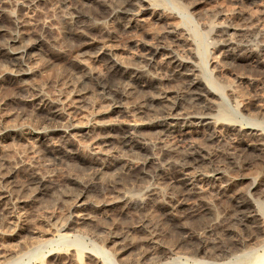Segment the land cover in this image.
<instances>
[{"label":"rangeland","instance_id":"1","mask_svg":"<svg viewBox=\"0 0 264 264\" xmlns=\"http://www.w3.org/2000/svg\"><path fill=\"white\" fill-rule=\"evenodd\" d=\"M114 1L107 0V4ZM150 3L153 9L149 12L143 13L137 9L133 15H130L129 22L132 23V27L129 28L124 26L127 20L121 22L114 16L107 15L106 18L99 19V21H107L109 26L114 28L113 30L110 29L116 34V38L111 43V54L96 57L95 47L91 45L81 46L80 43V47L77 45L78 41L75 39L77 35L71 31V18L68 14V8L73 5L71 0L65 2L64 0H0V10L4 6L8 8L0 24L7 25L8 27H5L12 33L23 31L25 36L20 38V42L18 40L16 45L25 43V41H31L30 43L41 41V44H36L34 50L32 49L34 56L30 61V66L37 68V71L32 76L33 78L24 80L27 83L24 82L23 85L20 84L23 82L22 80L9 79L8 71L11 63H8L6 59L0 60L2 61L0 62V130L2 132L4 129L11 128L0 135V171L5 172L7 169L9 171L14 167L19 169L14 177H9L6 181H1L0 177V191L6 194L9 192L8 197L3 199L1 206H5L7 211L5 212V219L0 220V264H61L69 259H71L70 264H95L97 259L101 261V264L102 262L104 264H256V262H250L253 260V256L264 251V191H262L264 190V159L241 151V148L236 145L238 135L235 130L231 129V126L236 125L264 131V66L254 68L248 61L235 65L229 63L230 61L226 60L225 56L229 52H234L233 48H235L225 45L227 36H232L234 43L238 44L235 50L241 54L250 49L264 48V0H150ZM172 13L176 18V21L173 20L175 24L172 23L173 21L167 20L169 14ZM12 16L18 17L15 26L11 24ZM174 25L177 27L174 29L176 32H169ZM210 25L226 26L227 33L225 31V34L228 35L213 30L214 28ZM93 30L97 31V28ZM146 42L162 43V45L169 47L170 50L168 51H172L176 57L191 60L195 65L197 64L205 85L209 86L213 81L221 86L220 89L216 90L217 101L213 112L218 122L216 139L207 138L208 131L203 125L190 124L184 128L181 127L182 132L179 131L180 133L176 132L177 134L168 136L163 135L158 130L156 131L154 127L146 126L144 131L142 130L143 136L145 135V140L153 150L151 151L158 160L160 159L165 170L163 169L160 174L150 173V175L141 178H136L135 174L132 173L133 176L126 175L125 178L119 169V165L121 167L125 162L135 163L134 166L137 165L150 155V149L139 152L133 151L123 146L121 141L116 139L117 134L114 133L113 138H111L114 143L110 139L106 145L105 143L100 144V147L98 144L95 145L90 138H83L82 140L81 137L75 136L74 149L80 150L81 153L78 154L80 156H77L76 160L61 161L43 150L38 143H35L36 140L29 138L27 131L37 125L39 114L34 112L35 101L24 102L23 99L25 96L36 93L37 90H41L47 97L61 98L62 102L65 103L63 105H66L65 107L68 109L69 117L71 119L73 117L75 122H81L84 125L96 124V121H98L97 123L114 121L116 117L131 122L140 119L138 116L140 117L142 114H137V116L119 114L118 109L115 110L112 107L114 102L125 104L124 108L129 106L127 109H133L134 114L135 110H142L143 107L146 109L155 105L151 104V97L159 101L162 95H168L174 99L184 95L187 89L184 87L183 80L171 76V66L168 59L165 58L167 50L159 53L154 61H148L141 54L143 52L142 46L147 44ZM112 57L119 58L131 66L144 68L153 78V86L151 85V88L147 90L149 92L138 91L136 93V90L135 92L130 89L122 98L100 89L98 93L88 91L87 96H82L84 98L80 96L82 100L77 99L80 97L76 95L75 90L79 87L77 85L81 79L79 76L82 77L86 72L84 65L86 64L95 72H102L101 74L104 75L109 72L108 61ZM110 81L113 82L114 79ZM38 87L40 89H37ZM74 103L79 104L78 106H76L77 104L72 105ZM82 103L84 104L82 105ZM176 104L178 110L185 109V106L180 102ZM70 106H73V109ZM144 108L143 110H145ZM186 109L192 110L191 107H186ZM142 119L146 120L147 116L143 115ZM191 142L206 146L208 152L214 154H212L214 161L210 169H213L215 165H222L225 173L223 172L220 180L230 182L231 190L248 193L249 190L246 187H248L249 177H254L259 184L260 190L249 192L254 198V204L257 205L261 216H259L260 231L251 232L254 233L252 237L249 236L252 235L250 232L243 230L242 226H238L239 223L235 224L236 220L233 219L235 211L232 212L234 209L230 199L228 200V197L220 196L212 190L214 188H212L211 181L200 182L206 190L204 194L189 198L182 195V192L172 184L177 178L180 167L181 157L179 156L183 151L191 150ZM93 148L103 152L102 160L108 162L105 168L101 169L92 164L89 166L90 168L88 167L89 164L85 158L91 157ZM167 148L171 149L168 150ZM236 153L240 154L241 158ZM243 153L249 156L246 157L242 155ZM71 162L73 163L71 164ZM164 164H168L169 169ZM32 168L40 169V172L48 175L49 186L47 185L43 192L41 190L37 198H35L36 196L30 198L27 195L24 200H16L14 196H10L11 190L17 195L16 189L12 188V185L14 182H16L14 184L24 183ZM190 170L196 172L199 169L191 167ZM72 177H77L82 181L95 180L93 179L95 177L96 180L97 178L100 180L99 184L93 186V189L86 194L85 200L88 201L86 200L82 206H77L81 202L77 203L76 195H74L78 193V189L74 191L77 186L73 183ZM102 177L104 178L102 179ZM111 180L116 182V187L109 185ZM232 186L233 188H231ZM65 191H68V194ZM119 192L126 193L127 198L117 195ZM54 193L56 194L54 195ZM116 196L118 198L117 203H111L110 200ZM128 197H134L135 199L132 200L135 202L129 203ZM138 199H141L142 203H136ZM64 220L66 221L64 222ZM232 220H234V224L228 223L233 222ZM231 224L233 227L238 226L239 229L238 227L233 228ZM182 227L193 232V237H195H192L191 243L183 240L186 234ZM237 230L240 234L237 233ZM236 236H240V239H247L245 247L238 249L239 240ZM203 237L210 242L208 245L211 250L207 246L208 249L201 247L203 251L197 252L199 246L197 242L200 243ZM50 241H53L52 244H49ZM46 242H48L47 245ZM192 242L193 245L190 246ZM213 243L215 246L217 245L214 248ZM219 249L227 250V252L221 257L217 255L220 252ZM90 251L99 258L87 255ZM210 251L216 252L218 257H209L205 254V252ZM162 254L167 255V258L160 257ZM53 255H57V259ZM60 257L62 258L60 259Z\"/></svg>","mask_w":264,"mask_h":264},{"label":"bare ground","instance_id":"2","mask_svg":"<svg viewBox=\"0 0 264 264\" xmlns=\"http://www.w3.org/2000/svg\"><path fill=\"white\" fill-rule=\"evenodd\" d=\"M68 1V0H64ZM72 1V6L68 11V14L70 15L69 18H71V31L72 33L76 34L77 37L75 39H77L78 44L79 43L82 45H91L92 47L96 48V57H99L100 55H104V54H111V43L115 40L116 38V34H114L112 32V29L109 26V23H107V21H99V19L101 18H106L107 15L110 16H114L115 19L121 20V22H125V20H127V22L124 23L125 28H129L131 26V22H129L130 20V15L134 14V11L137 9H140L141 12L146 13L149 12L151 9H153L152 4L150 3V0H115L113 3L111 4H107V0H71ZM249 1H255V0H249ZM110 2V1H108ZM161 2V1H160ZM107 4V5H106ZM194 6V5H193ZM192 7V6H191ZM172 9V8H171ZM195 9V8H194ZM213 9V8H212ZM156 10V8H155ZM8 8L7 6H4V8L2 10H0V22L1 20H3V15L5 13H7ZM169 12V11H168ZM212 12V11H211ZM217 12V11H216ZM165 13V12H164ZM65 15V14H64ZM231 15V14H230ZM68 16V15H67ZM109 16V17H110ZM254 16V15H253ZM130 17V18H129ZM156 17V16H155ZM18 18V17H17ZM17 18L16 16H12L11 17V21H12V25H16L17 24ZM112 18V17H111ZM129 18V19H128ZM160 17L158 16V19ZM230 18V17H229ZM240 18V17H239ZM175 18V15L169 14V16L167 17L168 21H173ZM178 19V18H177ZM234 19V18H233ZM117 20V21H118ZM20 21V20H19ZM228 21V20H227ZM231 21V20H230ZM229 21V22H230ZM233 21V20H232ZM238 21V20H237ZM68 22V21H67ZM171 22H169V24H171ZM21 23V22H20ZM173 24H175V22H172ZM205 23V22H204ZM240 23V22H239ZM245 23V22H244ZM123 24V23H121ZM157 24V23H156ZM171 24V25H173ZM177 24V23H176ZM203 24V23H202ZM216 24V23H215ZM11 25V27H12ZM19 25V24H18ZM22 25V23H21ZM136 25V24H135ZM242 25V24H240ZM7 26V25H5ZM3 26V24H0V60L2 59H6L8 60V63L10 62L11 65L9 67V71H8V76L9 79L11 78L12 80L14 79H18L19 81L22 80L23 82H21L20 84L24 83V80H28L30 77H32L35 72L37 71V68H34L32 66H30V61L33 59L34 56V51H32V49L36 46V44H41V41H34L33 43H29L27 41H25V43L23 41V39H21V43L22 44H17L16 43L20 42V38L25 37L24 34L22 33L23 31H20V33L16 32V33H12L9 31V29L7 27ZM68 26V25H67ZM114 26V25H113ZM119 26V25H118ZM211 26V25H210ZM20 27V26H19ZM117 27V26H116ZM132 27V26H131ZM212 28H214L213 30L216 31H221L222 33L225 34L226 31V26L224 25H212ZM235 27V24H234ZM10 28V26H9ZM13 28V27H12ZM97 28V31L93 30ZM112 30H111V29ZM150 28V27H149ZM172 28V27H171ZM170 28V29H171ZM211 28V29H212ZM240 28V27H239ZM14 29V28H13ZM22 30H24L21 27ZM70 29V28H69ZM174 29H177V27L174 25L173 29H171L172 33H175L176 31ZM207 29V28H206ZM20 30V29H19ZM234 30V29H233ZM248 30V29H247ZM14 31V30H13ZM244 31V30H243ZM242 31V32H243ZM25 32V31H24ZM31 33V32H30ZM221 33V34H222ZM227 33V31H226ZM180 34V33H179ZM219 34V33H218ZM247 34V33H246ZM181 35V34H180ZM226 35V34H225ZM228 35V34H227ZM226 35V36H227ZM232 35V34H231ZM220 36V35H219ZM245 36V35H244ZM7 37V39H5ZM239 37V36H238ZM29 38V37H28ZM74 38V37H73ZM223 38V37H222ZM27 40V38H25ZM32 39V38H31ZM178 39V38H177ZM243 39V38H242ZM36 40V39H35ZM220 40V39H219ZM182 41V39H181ZM27 42V43H26ZM61 42V41H60ZM74 42V41H73ZM190 42V41H189ZM143 45V52L142 57L148 61H154L155 57L159 54L162 53L163 51H166V57L168 59V62L170 63L171 66V76L180 78L183 80L184 82V87H186L187 91H185V94L180 96V98H171L168 95H162V97L160 98V100H156V98L151 97L150 101L151 104H155V105H151L148 108H144L145 110H135L134 114H133V109L132 110H128L127 108H129V106H127V108H124V105L120 102H114L112 107L116 109H118V113L122 114L124 116H137V114H142L140 115V117L138 116V121L135 122H131V121H125L118 119L117 117L115 118L116 120L114 121H106V122H102V123H97L98 121H96V124H90V125H84L81 122H75L73 117L72 119L69 117V113L67 112V108L63 105L64 102H62L61 98H50L49 96L47 97L44 93H42L41 90H37L40 89L39 87L36 89V93L32 94L31 96H25L23 94L24 102H29V100L32 102L35 101V109L34 112L39 114V119L37 121V125L34 126V128H31L30 131H27V135H29L30 139L36 140L35 143H38V145L40 147L43 148V150H45L47 153H49L50 155H52L54 158L58 159V160H67L70 159L71 160H76L77 156H80L78 154H80V150L78 148H76V150L74 149V137L78 136L81 137L82 140L83 138H90L91 141H93V143L96 145L98 144V146L101 144L106 145V142H109V140L112 137V135L117 134L116 135V139L121 141V144L125 147H128L129 149L133 150V151H146L147 149H150V151L152 150V148L148 145V142L145 140L142 130L144 131V128H146V126H151L154 127V129H156V131L158 130L159 132H161L163 135H170V134H177L180 133L179 131L182 132L181 127L184 128L190 124H196V125H203L205 127V129L208 131L207 133V138L208 139H216L217 137V128H218V122L215 119L213 112L215 111L216 108V98H217V89H220V85H218L217 83H214L213 81L211 82V85H205V83H203V80L200 76V72L199 69L197 68V64L195 65L191 60H183L180 59L178 57H176L172 51H168L170 50L169 47H166L164 45H162V43H148ZM188 44V43H187ZM222 45V44H221ZM225 45L226 46H230V47H238V44L234 43V40L232 39V36H227L225 38ZM258 45V44H256ZM189 46V45H188ZM80 47V45H79ZM78 47V48H79ZM191 47V46H190ZM75 48H77L75 46ZM74 48V49H75ZM195 48V47H193ZM234 49V52H229L227 54H225L226 56V60L230 61L229 63L232 64H238L241 62H250L251 65L254 68H259L261 66H264V48H257V49H250L248 51H246L245 53L241 54L236 52V50ZM240 48V47H239ZM81 49V48H80ZM227 49H229L227 47ZM238 49V48H237ZM243 49V48H242ZM241 49V50H242ZM34 50V49H33ZM239 51V50H238ZM243 51V50H242ZM240 52V51H239ZM68 53V52H67ZM73 53V52H72ZM77 53V50H76ZM192 53V52H191ZM75 54V53H74ZM220 54V53H219ZM74 56V55H73ZM116 56V55H115ZM41 57V56H40ZM44 58V57H43ZM73 58V57H72ZM77 58V57H76ZM218 58V57H217ZM52 59V58H51ZM50 59V60H51ZM198 59V58H197ZM79 61V60H78ZM130 61V60H129ZM2 62V61H0ZM82 62V61H81ZM108 73L102 75L100 73H97L94 71V69L92 70L91 68H89L86 64L84 65L86 68V72L82 75V77L79 76L80 81L77 84L78 87L76 89L75 87V93L76 95H78L79 97L86 95V93L88 91L90 92H96L98 93L100 89L106 90L109 94H112L114 96L119 95L120 97L124 98L125 97V93H127L128 90H136L135 92L138 93V91H147L148 89L151 88L152 85V77L147 73V71L144 68L141 67H134L131 66L130 64L122 61L121 59H117L115 57H112L109 61H108ZM136 62V61H135ZM83 63V62H82ZM81 63V64H82ZM40 64V63H39ZM80 65V63H79ZM42 66V65H41ZM140 66V64H139ZM3 67V66H2ZM37 67V66H36ZM49 67V66H48ZM8 68V67H7ZM54 68V67H53ZM4 69V68H3ZM42 70V69H41ZM50 70V69H49ZM56 71V70H55ZM83 71V70H82ZM50 74V73H49ZM211 75V74H210ZM50 76V75H49ZM56 76V75H55ZM43 77V76H42ZM53 77V76H52ZM209 77V76H208ZM33 78V77H32ZM46 78V77H45ZM116 78V79H115ZM176 78V80H177ZM113 82H111L110 80H113ZM4 80V79H3ZM160 80V79H159ZM181 80V81H182ZM252 80V79H251ZM78 81V80H77ZM158 81V80H157ZM41 82V81H39ZM252 82V81H251ZM27 83V81L25 82ZM75 83V82H74ZM35 84V83H34ZM222 84V83H221ZM23 85V84H22ZM28 85V84H26ZM37 85V84H36ZM76 85V84H75ZM74 85V86H75ZM223 85V84H222ZM227 85V84H226ZM153 86V85H152ZM25 87V86H24ZM27 88V87H26ZM74 88V87H73ZM153 88V87H152ZM21 89V88H20ZM23 90V89H22ZM25 90V88H24ZM154 90V89H153ZM10 91V90H9ZM26 91V90H25ZM35 91V90H34ZM4 92V91H3ZM24 92V91H23ZM139 92V93H140ZM149 91H147L148 93ZM151 92V90H150ZM1 93V92H0ZM134 93V92H133ZM130 93V94H133ZM183 93V92H182ZM3 94V93H2ZM150 94V93H149ZM155 94V93H154ZM8 95V94H7ZM127 95V94H126ZM129 95V94H128ZM136 95V94H135ZM153 95V93H152ZM151 95V96H152ZM60 96V95H58ZM87 96V95H86ZM154 96V95H153ZM77 98V99H80ZM156 97V96H155ZM21 97H19L20 99ZM84 98V97H82ZM22 99V98H21ZM88 99V98H87ZM138 99V98H137ZM148 95H147V100H148ZM64 100V99H63ZM66 100V99H65ZM75 102V101H74ZM84 102V101H83ZM180 102L182 105L185 106V109L182 110H178V108L176 107V103ZM80 103V102H79ZM79 103H74L72 105H76L78 106ZM85 103V102H84ZM82 103V105L84 104ZM146 103V102H145ZM158 103V104H156ZM242 103V102H241ZM65 104V103H64ZM147 104V103H146ZM81 105V106H82ZM69 106V105H68ZM75 106V107H76ZM80 106V105H79ZM71 107V106H70ZM73 107V106H72ZM71 107V108H72ZM74 107V108H75ZM126 107V106H125ZM141 107V106H140ZM186 107H191L192 110H188L186 109ZM70 108V110H72ZM77 108V107H76ZM122 109V110H121ZM69 110V112H70ZM131 111V113H130ZM76 112V110H75ZM71 113V112H70ZM73 115V113H72ZM71 115V116H72ZM121 115V116H122ZM143 115L147 116V119L145 120H141V118H143ZM119 116V115H118ZM149 117V118H148ZM121 118V117H120ZM85 122V120H84ZM228 125V124H226ZM230 125V124H229ZM7 126V125H6ZM11 126V125H10ZM202 126V127H203ZM4 129V128H3ZM11 128H7L6 130H0V135L6 133V131L10 130ZM232 130L236 131V134L238 135L237 138V144L240 148L241 151L245 152V153H251L253 155H255L256 157H259L261 159H264V131L263 130H259L253 127H250L249 129L242 127V126H236L233 125L231 126ZM187 131V130H186ZM158 132V133H159ZM177 132V133H176ZM185 132V131H184ZM112 133V134H111ZM114 133V134H113ZM160 133V134H161ZM15 134V133H14ZM25 134V133H24ZM186 135V134H185ZM190 135V134H189ZM187 135V136H189ZM192 135V134H191ZM21 140V139H20ZM28 140V139H27ZM77 142V141H76ZM112 142V139H111ZM114 143V142H112ZM192 144L190 145L191 150L190 151H183L182 154H180L181 157L180 158V167L178 168V173H177V178L172 182V184L177 187V189H179L182 192V195H184L185 197H190V196H201L202 194H204L206 192V190L203 188V186L200 184V182L206 180V181H211V183L213 184L214 190L218 195L220 196H224V197H228V200L230 199L231 203H232V207H233V211H235V217L232 218L234 220H236L235 224H238V226H242L243 230H246L248 232H258V230L261 228L259 225V209L257 207V205L254 204V198L252 197V195H250L249 192L252 191H258L260 190L259 184L257 183V181L254 179V177H249L248 178V190L249 192H244V191H234L233 189H230V182H224L223 180L221 181L220 178L222 177V175L225 173L224 170L222 168V165L218 166L215 165V167L213 169H210V166L213 163V156L212 154H210V152H208V148H206V146L201 145V144H196L191 142ZM111 144V143H110ZM162 144V143H161ZM166 144V143H164ZM163 144V145H164ZM79 145V144H78ZM109 145V144H108ZM235 145V146H236ZM97 146V147H98ZM110 146V145H109ZM170 146V145H169ZM100 147V146H99ZM98 147V148H99ZM172 148V147H171ZM170 148V149H171ZM238 149V147H236ZM102 149V148H101ZM109 149V148H108ZM165 149V148H164ZM163 149V150H164ZM168 149V148H167ZM168 149V150H170ZM236 149V150H237ZM104 150V149H103ZM153 151V150H152ZM150 152V155H148L146 158H144L142 161H140L137 165L134 166L133 163L131 162H125L121 165H119V169L120 171L125 175L129 177L133 176L132 173L135 174L136 178H141L144 176H148L150 175V173L153 174H160L162 173L161 171L164 169V166H162V163L160 161V159L158 160V158L155 157L153 152ZM227 151V150H226ZM165 152V150L163 151ZM174 152V151H172ZM222 152V151H221ZM238 152V150H237ZM102 151L96 149H92L91 151V157L85 158L86 162L89 164V166L94 165V166H98V168H105L108 164V162L106 163L105 161L102 160L103 156L102 155ZM175 153V152H174ZM234 153V152H233ZM241 153V152H240ZM7 154V152H6ZM168 154V153H167ZM171 154V151H170ZM220 154V153H219ZM218 154V155H219ZM238 153H236L237 155ZM214 155V154H213ZM235 155V156H236ZM242 155H245L244 153ZM170 156V155H169ZM176 156V155H175ZM234 156V157H235ZM237 156L240 157V154H238ZM246 157H248L249 155H245ZM251 156V155H250ZM4 157V156H3ZM84 157V156H83ZM174 157V156H173ZM223 157V156H222ZM231 157V155H230ZM238 157V160H240ZM171 158V157H170ZM178 158V157H177ZM215 158V157H214ZM217 158V157H216ZM220 158V157H218ZM232 158V157H231ZM236 158V157H235ZM241 158V157H240ZM243 158V157H242ZM246 159V158H245ZM120 160V159H119ZM230 160V159H229ZM234 160V158H233ZM232 160V161H233ZM236 160V161H238ZM242 160V159H241ZM66 161V162H67ZM69 161V162H70ZM83 161V160H82ZM172 161V160H171ZM174 163L176 161L173 160ZM231 161V160H230ZM249 161V160H247ZM258 161V159H257ZM76 162V161H75ZM163 162V161H162ZM239 162V161H238ZM237 162V163H238ZM245 162V161H244ZM256 162V161H254ZM260 162V161H259ZM262 162V160H261ZM73 162H71L72 164ZM85 163V162H84ZM166 163V162H165ZM168 163V162H167ZM178 163V161H177ZM225 163V162H224ZM233 163V162H232ZM243 163V162H242ZM247 163V162H246ZM11 164V163H10ZM69 164V163H68ZM81 164V163H80ZM230 164V163H229ZM234 164V163H233ZM264 164V163H263ZM14 165V164H13ZM76 165V164H75ZM86 165V164H85ZM84 165V166H85ZM117 165V164H116ZM165 165V164H164ZM168 165V164H167ZM167 165H165L167 167ZM232 165V164H230ZM239 165V163H238ZM3 166V165H1ZM11 166V165H10ZM15 166V165H14ZM17 166V165H16ZM70 166V165H68ZM115 166V165H114ZM177 166V165H176ZM226 166V165H224ZM229 166V165H228ZM233 166V165H232ZM231 166V167H232ZM235 166V165H234ZM240 166V165H239ZM244 166V164H243ZM261 166V165H260ZM22 167V166H21ZM35 167V166H34ZM74 167V166H73ZM79 167V166H78ZM165 167V168H166ZM173 167V166H172ZM191 167L194 168H198L199 170L196 172L191 171ZM259 167V165H258ZM2 168V167H1ZM4 168V167H3ZM13 168V167H12ZM26 168V167H25ZM90 168V167H89ZM109 168V167H108ZM117 168V167H116ZM168 168V167H167ZM225 168V167H224ZM233 168V167H232ZM236 168V167H235ZM241 168V167H240ZM5 169V168H4ZM10 169V168H9ZM73 169V168H72ZM75 169V168H74ZM107 169V168H106ZM117 169V170H119ZM169 169V168H168ZM177 169V168H176ZM229 169V168H228ZM226 169V170H228ZM231 169V168H230ZM234 169V168H233ZM238 169V168H237ZM2 170V169H1ZM31 170V169H30ZM40 170V169H39ZM37 168L31 170V172L28 174L27 176V180L24 181V183H17L14 184L16 182H12V188L16 189V193L17 195L12 192L10 193V196H14L15 199L17 200H24L25 196H29L30 198L35 197L37 198V195L40 194L41 190L42 192L45 190L46 186L48 185V181H49V177L48 175H46L45 173L43 174L42 172H40ZM71 170V169H70ZM76 170V169H75ZM104 170V169H103ZM165 170V169H164ZM243 170V169H242ZM259 170V169H258ZM19 171V169H17V167H14L13 169L9 170L7 169V171L3 172L0 171V177H1V181H6L8 180L7 178L9 177H14V175L16 174V172ZM28 171V170H27ZM99 171V170H98ZM232 171V169H231ZM235 171V170H234ZM237 171V170H236ZM239 171V169H238ZM237 171V172H238ZM260 171V170H259ZM79 172V171H77ZM104 172V171H103ZM167 172V170H166ZM224 172V173H223ZM233 172V171H232ZM76 173V172H75ZM121 173V174H122ZM165 173V172H164ZM168 173V172H167ZM245 173V172H244ZM248 173V172H247ZM254 173V172H252ZM81 174V173H80ZM79 174V175H80ZM84 174V173H83ZM87 174V173H86ZM96 174V173H95ZM110 174V173H109ZM108 174V175H109ZM112 174V173H111ZM120 174V175H121ZM169 174V173H168ZM82 175V174H81ZM85 175V174H84ZM97 175V174H96ZM104 175V174H103ZM106 175V176H108ZM118 175V174H117ZM166 175V174H165ZM226 175V174H225ZM247 175V174H246ZM78 176V175H76ZM113 176V175H112ZM111 176V177H112ZM236 176V175H235ZM238 176V175H237ZM82 177V176H81ZM88 177V175H87ZM105 177V176H104ZM102 177V179L104 178ZM122 177V176H121ZM124 177V176H123ZM225 177V176H224ZM223 177V178H224ZM228 177V176H227ZM17 178V177H16ZM26 178V177H25ZM84 178V177H83ZM86 178V177H85ZM108 178V177H107ZM128 178V177H127ZM14 179V178H13ZM23 179V178H22ZM73 183L77 186L76 189L74 191H78L76 195V200L77 203L81 202L79 205L77 206H82L83 204H85V198L86 194H88V192H90L91 189H93L92 187L95 186L96 184H99L98 178L96 180V177L93 178L95 180H87V181H82L79 180L77 177H72L71 178ZM114 179V178H113ZM121 179V178H120ZM167 179V178H166ZM226 179V178H224ZM229 179V178H228ZM235 179V178H234ZM247 179V178H246ZM15 180V179H14ZM70 180V179H69ZM124 180V179H123ZM126 180V179H125ZM132 180V178H131ZM227 180V179H226ZM231 180V179H230ZM23 181V180H22ZM71 181V180H70ZM18 182V181H17ZM62 182V181H61ZM53 183V182H52ZM126 183V182H125ZM7 184V183H6ZM108 184V183H107ZM116 184L115 181L111 180L109 182L110 186H113ZM246 184V183H244ZM58 185V184H57ZM8 186V185H7ZM49 186V185H48ZM64 186V184H63ZM69 186V185H68ZM73 186V185H71ZM242 186V185H241ZM240 186V187H241ZM244 186V185H243ZM6 187V186H5ZM74 187V186H73ZM106 187V186H105ZM116 187V185H115ZM127 187V186H126ZM131 187V186H130ZM167 188V187H166ZM211 188V187H210ZM233 188V186L231 187ZM242 188V187H241ZM264 188V187H263ZM11 189V188H9ZM61 189V188H60ZM71 189V188H70ZM239 189V188H238ZM68 190V189H67ZM103 190V188H102ZM155 190V189H154ZM178 190V192H179ZM246 190V189H245ZM14 191V189H13ZM93 191V190H92ZM118 191V190H117ZM264 191V190H262ZM60 192V191H59ZM68 194V191H65ZM72 192V191H71ZM123 192V191H122ZM122 192H119V196H123L127 198L126 193L123 194ZM148 192V191H147ZM20 193V194H19ZM61 193V192H60ZM210 193V192H209ZM9 192L6 194L3 191H0V220L3 221L5 219L4 216L5 212L7 211V208L1 207L2 206V201L4 198L8 197ZM43 194V193H42ZM56 193H54L55 195ZM71 194V193H69ZM181 194V193H180ZM253 194V193H252ZM53 195V196H54ZM157 195V194H156ZM59 196V194H58ZM73 196V195H72ZM28 197V198H29ZM50 197V196H49ZM71 197V196H70ZM75 197V196H73ZM130 197V196H129ZM128 197V198H129ZM138 197V196H137ZM204 197V196H203ZM218 197V196H217ZM22 198V199H21ZM27 198V197H26ZM27 198V199H28ZM46 198V197H45ZM48 198V197H47ZM62 198V197H61ZM97 198V197H96ZM134 198V197H133ZM133 198H129L130 201H128L129 203H133L135 202V200H132ZM257 198V197H256ZM49 199V198H48ZM47 199V200H48ZM50 199H52L50 197ZM49 199V200H50ZM60 199V198H59ZM67 199V198H66ZM75 199V198H74ZM89 199V198H88ZM93 199V198H92ZM117 196L114 199H111V203L115 204L117 203ZM135 199V198H134ZM151 199V198H150ZM73 200V198H72ZM109 200V199H108ZM127 200V199H126ZM41 201V200H39ZM46 201V200H45ZM44 201V202H45ZM54 201V200H53ZM61 201V200H60ZM88 201V200H87ZM100 201V200H99ZM139 201V202H137ZM202 201V200H201ZM5 202V201H4ZM95 202V201H94ZM136 203H142L141 199L136 200ZM23 204V203H22ZM36 204V203H35ZM166 204V203H165ZM171 204V203H170ZM184 204V203H183ZM175 205V204H174ZM262 205V204H261ZM260 205V206H261ZM124 206V205H123ZM213 208V207H212ZM135 209V208H134ZM211 209V208H210ZM175 210V209H174ZM132 211V210H131ZM135 212V211H134ZM172 212V211H171ZM179 212V211H178ZM177 212V213H178ZM231 212V213H232ZM142 213V212H141ZM233 214V213H232ZM231 214V215H232ZM130 215V214H129ZM80 216V215H79ZM234 216V215H233ZM228 217V216H227ZM230 217V218H231ZM261 217V216H260ZM229 218V219H230ZM96 219V218H95ZM171 220V219H170ZM234 220H232L233 222H228V223H232L234 224ZM0 221V222H1ZM66 220H64L65 222ZM57 222V221H56ZM231 224V226L233 227V225ZM60 225V224H59ZM180 225V223H179ZM227 225V224H226ZM230 225V224H228ZM58 226V225H57ZM63 226V225H62ZM104 226V225H103ZM233 227V228H237ZM85 227V226H84ZM191 227V226H190ZM230 227V226H228ZM227 227V228H228ZM230 227V228H232ZM77 228V227H76ZM184 229V227H182ZM232 228V229H233ZM65 229V228H64ZM63 229V230H64ZM180 229V228H179ZM239 229V227H238ZM67 230V229H66ZM182 230V229H181ZM185 231H183L186 236L183 237L184 241H188L187 243H191L192 237H193V232L190 231V229H184ZM231 230V229H230ZM49 231V230H48ZM54 231V230H52ZM51 231V232H52ZM118 231V230H117ZM235 231V230H234ZM260 231V230H259ZM119 232V231H118ZM232 232V230H231ZM238 233V230H237ZM51 234V233H50ZM197 234V233H195ZM234 234V233H232ZM240 234V232L238 233ZM252 235H249L250 237H252L254 235V233H251ZM66 235V233H65ZM174 235V234H173ZM201 235V234H200ZM41 236V235H40ZM39 236V237H40ZM43 236V235H42ZM60 236H62L60 234ZM64 236V235H63ZM125 236V235H124ZM199 236V235H198ZM34 237V236H33ZM38 237V236H37ZM47 237V236H46ZM195 237V236H194ZM193 237V238H194ZM238 237L237 240H239L238 244V249H241L243 247H245V243L247 242V239H240V236H236V238ZM45 238V237H44ZM61 238V237H60ZM125 238V237H124ZM179 238V237H178ZM182 238V237H181ZM205 237L202 238V240L199 242H197V244H199V248L197 247V252L203 251V249H201V247L208 249L207 246H209L208 244L210 243L209 241H207L206 239H204ZM40 239V238H39ZM51 239V238H50ZM133 239V238H132ZM162 239V238H161ZM220 239V238H219ZM55 240V239H54ZM181 240V239H179ZM178 240V241H179ZM182 240V242H183ZM197 240V239H196ZM195 240V241H196ZM35 241V240H34ZM40 241V240H39ZM38 241V242H39ZM49 241V240H47ZM123 241V240H122ZM126 241V240H125ZM173 241V240H172ZM213 241V240H212ZM224 241V240H223ZM53 241H50L49 244H52ZM169 243H173V242H169ZM185 243V242H184ZM186 243V244H187ZM195 243V242H194ZM218 243V242H217ZM48 244V242H46V245ZM130 244V243H129ZM176 244V242H175ZM183 244V243H182ZM185 244V245H186ZM44 245V244H41ZM168 245V243H167ZM181 245V244H180ZM190 245V244H189ZM193 245V242L190 246ZM214 245V243L212 244ZM257 245V244H256ZM262 245V244H261ZM35 246V245H34ZM176 246H178L176 244ZM195 246V245H194ZM197 246V245H196ZM217 246V245H216ZM215 245L213 246L216 247ZM220 246V245H219ZM249 246V245H248ZM36 247V246H35ZM40 247V246H39ZM169 247V245H168ZM171 247V246H170ZM210 247V246H209ZM70 248V247H69ZM172 248V247H171ZM195 248V247H194ZM225 248V247H224ZM259 248V247H258ZM263 248V247H262ZM66 249V248H65ZM68 249V248H67ZM211 250V247L209 248ZM226 249V248H225ZM236 249V248H235ZM53 250V249H51ZM120 250V249H119ZM192 250V247H191ZM195 250V249H194ZM233 250V249H232ZM257 250V249H256ZM220 252L217 253V255L221 256L223 254H225L227 252L224 251V249H219ZM230 251V250H229ZM237 251V249L235 250ZM240 251V250H239ZM250 251V250H249ZM67 252V251H66ZM196 252V251H195ZM57 253V252H55ZM75 253V252H74ZM87 252L85 251V254ZM231 253V251H230ZM245 253V252H243ZM99 254V253H98ZM205 254H207L209 257H218L216 255V252H205ZM247 254V252H246ZM255 254V253H254ZM59 255V254H58ZM62 255V254H61ZM87 255H92V256H96L97 255L95 253H91L88 252ZM206 255V256H207ZM233 255V254H232ZM243 255V254H242ZM253 255V254H252ZM54 256V255H53ZM65 256V255H64ZM71 256V254H70ZM164 256L165 258H167V255H161L160 257ZM227 257V254L225 255ZM88 257V256H87ZM91 257V256H90ZM95 257V258H96ZM219 257V258H221ZM52 258V257H51ZM55 259H57V255L54 256ZM53 258V259H54ZM62 257H60L61 259ZM76 258V257H75ZM92 258V257H91ZM99 258V257H97ZM65 260V259H64ZM146 260V259H145ZM77 261V260H76ZM128 261V260H127ZM49 262V261H48ZM55 262V261H53ZM52 262V263H53ZM250 262H256V264H260V263H264V251L262 253H257L255 254V256H253V260ZM63 264H70L71 263V259H69L68 261H64L62 262ZM61 263V264H62ZM73 263V262H72ZM54 264V263H53ZM95 264H101V261L97 259V261L95 262ZM102 264H104V262H102ZM251 264V263H250Z\"/></svg>","mask_w":264,"mask_h":264}]
</instances>
